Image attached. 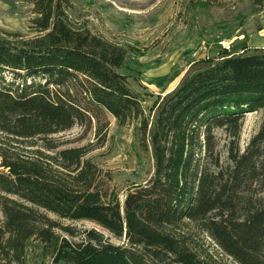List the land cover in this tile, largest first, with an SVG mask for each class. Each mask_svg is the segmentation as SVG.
<instances>
[{"label": "trees", "instance_id": "16d2710c", "mask_svg": "<svg viewBox=\"0 0 264 264\" xmlns=\"http://www.w3.org/2000/svg\"><path fill=\"white\" fill-rule=\"evenodd\" d=\"M26 1L39 37L0 35V264H26L32 240L53 264H221L198 233L183 232L188 223L236 264H264V200L253 194L264 186V124L238 146L245 116L264 112V52L188 74L152 124L121 72L127 51L69 21L76 0ZM97 111L120 126L136 120L153 153L152 177L123 201L86 159L93 149L56 138ZM218 130L233 139L225 166ZM50 214L95 223L120 243Z\"/></svg>", "mask_w": 264, "mask_h": 264}, {"label": "rangeland", "instance_id": "374dc122", "mask_svg": "<svg viewBox=\"0 0 264 264\" xmlns=\"http://www.w3.org/2000/svg\"><path fill=\"white\" fill-rule=\"evenodd\" d=\"M36 17L33 5L26 0H0V35L13 42L34 40L40 35L32 23ZM68 17L76 28L90 30L127 51L121 72L130 77L132 86L143 96L152 124L164 100L188 74L226 56L264 52V4L258 0H76ZM224 41L232 45L231 52L225 53ZM96 114L98 118L56 138L64 143L63 148L93 149L86 159L100 170L102 184L123 201L129 192L146 185L152 177L153 153H145L141 147L136 120L120 126L109 113ZM243 121L238 141L242 151L264 124V112L248 113ZM216 137L225 166L233 139L225 130H218ZM254 190L253 194L257 192L264 200V186L257 184ZM2 220L0 212V224ZM59 222L79 231L95 228L120 243L95 223ZM183 232L198 233L199 238L195 239L221 264H236L214 250L219 249L200 232L198 225L188 223ZM28 245L26 264H53L37 241Z\"/></svg>", "mask_w": 264, "mask_h": 264}, {"label": "built area", "instance_id": "2783aa9c", "mask_svg": "<svg viewBox=\"0 0 264 264\" xmlns=\"http://www.w3.org/2000/svg\"><path fill=\"white\" fill-rule=\"evenodd\" d=\"M222 47L228 51H232V45L227 41L222 42Z\"/></svg>", "mask_w": 264, "mask_h": 264}]
</instances>
